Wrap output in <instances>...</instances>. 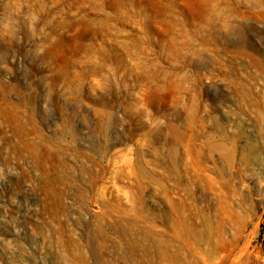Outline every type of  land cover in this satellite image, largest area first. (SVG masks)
<instances>
[{
  "label": "rangeland",
  "instance_id": "374dc122",
  "mask_svg": "<svg viewBox=\"0 0 264 264\" xmlns=\"http://www.w3.org/2000/svg\"><path fill=\"white\" fill-rule=\"evenodd\" d=\"M0 264H264V0H0Z\"/></svg>",
  "mask_w": 264,
  "mask_h": 264
},
{
  "label": "bare ground",
  "instance_id": "6f19581e",
  "mask_svg": "<svg viewBox=\"0 0 264 264\" xmlns=\"http://www.w3.org/2000/svg\"><path fill=\"white\" fill-rule=\"evenodd\" d=\"M226 159H230V156L228 154H226ZM221 185L224 187V189L230 190V185L227 182H224ZM237 209L235 208L234 205H232L229 201H227L226 198H224V197L218 198V204H217V207L215 209V212L217 213L216 221L218 224V226H217L218 232H217V235L215 236L217 245L214 249V253L219 254V256L220 255L223 256L224 253L227 252L229 247L234 242L240 240V237L242 236V235L229 233L228 231H226L227 224H232V223H235L237 221L245 224V215L242 214V213H244V211H238ZM196 215L200 216V219L203 222L208 221L210 223V221H211L210 219H207V216H205L200 209L197 210ZM189 216H191V215H189ZM207 234L209 236L213 237L211 229L209 228V225H207ZM229 234H231L230 235L231 237H229V239H228L226 236H228Z\"/></svg>",
  "mask_w": 264,
  "mask_h": 264
}]
</instances>
